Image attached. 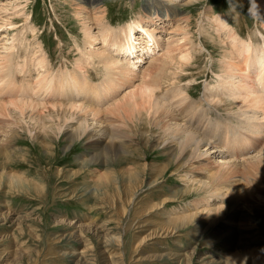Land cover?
Wrapping results in <instances>:
<instances>
[{
    "label": "bare ground",
    "instance_id": "obj_1",
    "mask_svg": "<svg viewBox=\"0 0 264 264\" xmlns=\"http://www.w3.org/2000/svg\"><path fill=\"white\" fill-rule=\"evenodd\" d=\"M98 1L88 0L91 3L89 6L82 2L80 7H76L77 13L81 15L80 11L86 10L88 14L94 5L93 8L100 12L95 19H102L104 10L99 8ZM197 1L145 0L143 2L147 4L146 16L148 18L151 16L153 22L156 24H160L159 21L168 22L169 28L173 25V31L181 30L178 39L180 42L189 31L183 30L187 24L186 22L183 25L187 17L182 13L183 6ZM9 2L0 3L2 5L0 8L6 9L7 6L4 5ZM254 4L264 12V0H254ZM205 17L217 25L216 16L212 12L206 13ZM226 19L227 17L219 16L218 27L223 30L231 29L233 37L228 42L222 40L220 33L217 32L222 43L227 46H222L224 52L220 61L218 60L220 69L217 71V79L210 84L205 81L203 96L201 95L199 100H194L195 96L189 89L194 78L186 79L185 84L181 83L185 79V75L182 74V71L186 70L184 67L194 63L193 52L197 50L202 52L205 48L204 42L199 38L201 32L192 40V47L179 43L173 48L176 50L178 48L174 56L164 52L167 61L163 62V66H158V71L154 74L149 73V78L144 79L138 91L131 92L125 97H117L115 101H111L109 97L116 92L115 87H121L117 79L118 75L127 76L129 70L140 67L139 56L141 66L147 58L152 62L154 55L161 49L156 34H159L158 29H161L162 25L158 28L155 25H147L149 20L135 18L125 22L123 26L120 25L113 38L108 37L111 32L115 33V30L107 24L104 25L107 28L101 30L99 35L85 26L83 34L89 45L95 46L94 41L100 39L102 43L116 48L111 53H106L104 50L93 52L91 49L92 51L85 53L86 60L82 57L76 60L75 68L60 63V66L54 70L48 66L51 60L44 53L42 44H38L39 53L34 56V61L37 67H44V72H38L39 75H36L38 77L34 83L25 81L20 84L18 95L7 93L5 87L12 88L14 73L17 69H25V66L18 65L20 63L13 64L12 54H9L6 68L3 67L4 63L0 66V72L5 71L0 79L6 77L8 81L3 88H0L6 93H0H3L0 95V107L9 115L7 118L0 111L1 155H4L5 160L9 162L10 158L8 159L7 156L14 154L10 147L14 141L9 140L10 137H14L17 142L20 139L31 140L39 145V148L45 149L47 154L54 153L55 147L57 148L61 141L62 148L67 150L66 152L77 142L82 145L88 143L89 150L86 151L85 156L78 157V162L84 173L90 170L92 186L89 191L108 198L110 207L124 214L127 213L136 192L143 187L148 177L150 180L148 186L151 187L170 170L172 174L181 177L185 186L183 191L186 193L191 191L205 193L190 201L186 200L185 203L169 205L171 201L178 200L180 191L165 192L161 203H154L149 207L160 208L161 227L154 230L155 233L165 237L175 234L178 229L196 223L195 227L199 232V235L198 233L196 235L197 239L202 238L207 244L224 242L225 247H231L224 255L227 262L264 264V211L262 210L264 209V21L261 20V25L253 29L250 35L253 39L247 41L246 37L234 32ZM8 20L3 18L0 26L10 24L11 21ZM201 22L200 25L203 26ZM28 27L32 32L36 30L32 23L26 28ZM214 29L220 31L217 27ZM203 30L207 31L208 28L205 27ZM8 36H4L6 40L3 46L6 48L10 47L8 42L11 39ZM167 44L169 45V42ZM80 50L82 51V48ZM208 53L211 69L217 65V62L216 57L209 51ZM92 55L99 58L98 63L104 67L100 68L104 75L102 83L90 81L89 66L96 63L91 61ZM31 59L33 58L27 57V60L32 61L33 64L34 61ZM33 69L35 72L34 67ZM93 75L92 77L95 78ZM7 95L9 98L5 101ZM126 97L132 109L129 115L126 109L122 108ZM191 108L204 110V115L211 120L209 122L207 117L209 124L204 117H200L194 123L193 118L187 116L192 111ZM4 128L7 129V134L1 135V130ZM230 135L233 138H230ZM255 143H258V147L256 146L254 150ZM251 148L254 151L249 152ZM155 149L163 154L165 159L149 163V150L152 152ZM0 173L1 180L6 178L15 187L22 185L23 188L38 187L37 183L33 182L35 177H30L29 180L25 170L19 171L10 166H0ZM164 206L166 210L163 209ZM222 220L224 222L220 225L223 232L218 237L215 232L220 226L218 223ZM82 227L79 226V229H74L71 233V236H75L79 242H84L83 235L86 228ZM100 227L106 226L97 225L96 229L100 230ZM209 228H212L214 237L206 240L208 236H204L203 232ZM172 238L177 242L182 240L179 234ZM84 250H87V247ZM203 259L207 262L211 260L207 255Z\"/></svg>",
    "mask_w": 264,
    "mask_h": 264
},
{
    "label": "rangeland",
    "instance_id": "obj_2",
    "mask_svg": "<svg viewBox=\"0 0 264 264\" xmlns=\"http://www.w3.org/2000/svg\"><path fill=\"white\" fill-rule=\"evenodd\" d=\"M6 1L10 2L4 5L7 6L6 9L0 8L2 10L0 11V21L6 18L7 20L10 19L8 21L11 23L0 26V66L4 63L3 67L6 68L11 54L13 64L20 63L18 65L23 64L25 66L24 71L17 69L14 73L15 79L12 88L5 87V91L13 95H18L20 84L25 81L34 83L38 77L36 75H39L38 72H44V67H37L36 61H34V56L39 53L38 44H42L44 53L51 60V64L48 66L56 70L60 65L67 64L73 68L78 58L82 57L86 60L85 53L89 51L104 50L106 53H111L116 48L102 43L100 39L94 41L95 46L89 45L83 34L85 26L90 27L94 34L99 35L101 30L107 28L104 27L107 24L115 30V33L111 32L108 37L113 38L120 25L123 26L125 22L135 20V18H143L149 20L147 25H155L158 28L162 25L161 29H158L157 33L159 34H156L161 43V49L154 55L155 58L152 62H150V58H147L148 62L146 60L143 66L137 67L135 70L132 69L133 71L129 70L127 76L119 77L118 75L117 79L120 82L117 79L114 80L121 83V87H115L117 90L109 99L115 101L117 97H125L131 92L138 91L144 79L149 78L148 74L157 72L158 66H163V62L167 61L164 58V52L174 56L178 48L177 50L173 48L179 43L192 47V40L197 38L201 32L202 35L201 37L199 35V38L204 42L205 48L202 52H198V50L193 52L194 58H196L192 59L194 63L184 67L186 70L181 72L185 75L181 84H185V81L194 78L189 89L195 96L193 97L194 100H199L203 96L205 81L210 84L217 79V71L220 69L219 61L224 52L222 46H227L222 43L221 38L229 42V39L233 37L231 29L223 30V28L218 27L219 16L227 17L234 32L239 36L246 37L247 41L253 39V36L250 37L253 29L261 25V20L264 21V12L254 4V0H198L194 4L189 3L191 5L185 4L183 6L182 13L187 16L183 25L186 22L187 24L183 30L188 29L189 31L186 32L187 36H183L184 39L178 42L181 30L179 32L173 31V25H170L169 28L168 22L159 21L160 24H156L151 16L148 18L146 16L147 4L143 2L145 0H99V8L104 10V17L98 20L95 19V16L100 15V12L93 8L94 5L88 14L86 10H81V15L77 13L76 7H80L82 2L88 6L91 5L88 0H0V3L6 4ZM14 2L15 4H12ZM12 8L14 9L12 10ZM210 12L216 16L217 25L205 17L206 13ZM178 18L181 19V17ZM200 21H202L203 26L200 25ZM30 23L34 24L35 32L29 30V27L26 28ZM205 27L208 28L207 31L203 30ZM214 27L219 28L220 31ZM217 32L220 33L221 38ZM4 33L9 35L8 37L11 39L8 42L9 48L3 46L6 40ZM171 36H173L172 39L168 40ZM79 48H82V51ZM226 48L228 49V47ZM208 51L216 57L217 67L213 66L214 68L210 69ZM27 57L28 59L33 58L31 59L34 61L33 64L32 61L27 60ZM91 61H96V63L89 66L92 72H89L90 81L102 83L104 78L102 69L104 67L98 63L99 58L95 56L92 57ZM3 71L0 72V76ZM7 82V78L2 77L0 88H3ZM1 90L0 93H5ZM3 96L2 98H4ZM8 98V95L5 96V101ZM128 101L129 99L126 97L122 108L126 109L127 114H131L132 109ZM191 110L187 116L193 118L194 123L200 117H204L207 121L204 110H193V108ZM0 111L9 118L2 107H0ZM12 112L15 111L12 110ZM208 121L207 124L211 120ZM6 130V128L1 130V135H6ZM201 132L203 133V131ZM203 134L209 135L206 132ZM9 140L14 141L13 145L10 146L14 154L7 156L8 159L10 158V161L7 162L5 156L1 155L0 152V166H10V168L19 171L25 170L29 180H31L30 177H35L33 182H36L38 187L23 188V185L15 187L6 178L1 180L0 177V264H18L19 262H21L20 264H186L187 262V264H231L227 262L224 256L231 247H225L224 242L207 244L202 238L197 239L196 235L197 233L199 235V232L195 227L196 223L178 229L175 234L165 237H160L159 234L155 233L154 230L161 227L160 208L150 209L149 207L154 203H161L165 192L180 191L178 200L171 201L169 205L182 204L205 193H200V191L199 193L197 191L186 193L183 191L185 186L181 177L172 174L170 170L165 173L164 178L162 177L158 183L151 187L148 186L150 181L148 177L147 182L136 192L132 203L128 206L127 213L124 214L120 210L116 211L111 208L108 198L100 197L89 191L92 186L90 170L84 173L78 162V157L80 155L85 156L86 151L89 150L88 143L82 145V143L77 142L71 150L66 152L67 150L62 148L63 142L61 141L57 148L55 147L54 153L47 154L45 149L39 148L40 146L31 140L20 139L17 142L14 137H10ZM256 146L258 147V143L254 145V150ZM212 149L215 148L212 147ZM164 159L165 156L158 150L155 149L152 152L149 150V163ZM163 209L166 210V206ZM262 210L264 211V209ZM222 222L224 220L218 225ZM94 225L96 227L97 225H105L104 228L107 229L100 227L98 230L93 227ZM79 226L86 228L83 235L84 242H79L75 236H71L74 229H79ZM222 232L223 228L220 225L215 234L219 237ZM203 233L204 236H208L206 240L214 237L212 228ZM176 234L181 235L180 243L172 238ZM23 241L24 243H21ZM85 247L87 250H84ZM205 255L211 259L210 262L203 259ZM80 257L82 258L79 260ZM188 257L190 259H187Z\"/></svg>",
    "mask_w": 264,
    "mask_h": 264
}]
</instances>
